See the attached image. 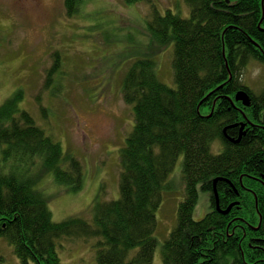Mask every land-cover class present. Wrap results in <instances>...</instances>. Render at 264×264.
I'll return each instance as SVG.
<instances>
[{"label":"trees","instance_id":"trees-1","mask_svg":"<svg viewBox=\"0 0 264 264\" xmlns=\"http://www.w3.org/2000/svg\"><path fill=\"white\" fill-rule=\"evenodd\" d=\"M87 0H65L67 16ZM145 0H126L137 4ZM146 28L152 43L174 44L175 87L162 83L156 62L137 59L123 83L135 126L121 151L120 197L94 203L93 224L72 217L54 222L47 196L36 188L43 173L78 190L80 162L16 107L0 106V236L21 264H60L62 237H98L97 264H153L156 212L168 177L183 156L186 195L178 224L162 247L163 264H264V91L256 95L238 74L249 59L264 63V0H185L190 15L161 14L152 0ZM245 90L246 107L236 100ZM245 135L236 144L242 125ZM217 141L224 150L212 151ZM3 151V150H2ZM38 165V166H37ZM217 183L221 213L214 197ZM210 210L193 216L200 195Z\"/></svg>","mask_w":264,"mask_h":264},{"label":"rangeland","instance_id":"rangeland-1","mask_svg":"<svg viewBox=\"0 0 264 264\" xmlns=\"http://www.w3.org/2000/svg\"><path fill=\"white\" fill-rule=\"evenodd\" d=\"M152 1L161 14L169 9L183 18L190 15L185 0ZM150 14L146 0H87L72 17L65 0H0V106L17 95L16 107L27 111L83 171L78 190L58 184L52 172L39 178L36 188L47 196L54 222L79 217L93 224L95 201L120 197L121 151L135 126L123 83L136 60L152 58L158 79L176 86L174 44L152 43L146 28ZM246 85L261 94L264 71ZM5 148H0L3 158ZM223 150L220 141L212 146L216 154ZM182 166L183 156L168 177L156 212L153 264H163L162 247L178 224L186 195ZM210 206V195H200L194 218L202 219ZM98 242V237H62L57 244L60 264H97ZM0 264H21L3 236Z\"/></svg>","mask_w":264,"mask_h":264},{"label":"water","instance_id":"water-1","mask_svg":"<svg viewBox=\"0 0 264 264\" xmlns=\"http://www.w3.org/2000/svg\"><path fill=\"white\" fill-rule=\"evenodd\" d=\"M236 100H237V101H241V102L244 104V106H246V107L251 106L252 99H251L250 95H249L245 90H240V91L237 92V94H236ZM236 126H237V125H230V126L226 127V128L224 129V133H225L226 137H227L230 141H232L233 143L238 144V143L241 141L242 136L245 135V132H244L245 125H244V124H243L242 127H241V131H240V135H239L238 139H234V138L230 137V136L227 134V130H229V129L233 128V127H236ZM222 180H224V179H223V178H217V179H215V181H214V184H215V185H214V197H215V200H216L217 208L219 209V211H220L221 213H223V214L226 215V214H228V213L231 211V209H232L236 204H238V203H233V204H231L226 210H220V208H219V204H220V203H219V193H218V190H217V183H218L219 181H222Z\"/></svg>","mask_w":264,"mask_h":264},{"label":"clouds","instance_id":"clouds-1","mask_svg":"<svg viewBox=\"0 0 264 264\" xmlns=\"http://www.w3.org/2000/svg\"><path fill=\"white\" fill-rule=\"evenodd\" d=\"M262 71H264V64H260L250 58L248 64L240 70L238 78L241 83L249 84L251 81L259 78Z\"/></svg>","mask_w":264,"mask_h":264},{"label":"flooded vegetation","instance_id":"flooded-vegetation-1","mask_svg":"<svg viewBox=\"0 0 264 264\" xmlns=\"http://www.w3.org/2000/svg\"><path fill=\"white\" fill-rule=\"evenodd\" d=\"M246 134V133H245Z\"/></svg>","mask_w":264,"mask_h":264}]
</instances>
